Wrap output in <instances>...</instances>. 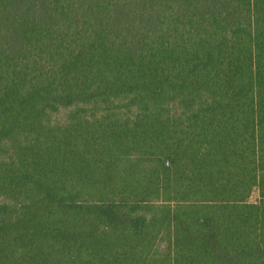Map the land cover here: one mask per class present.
<instances>
[{"label": "trees", "instance_id": "1", "mask_svg": "<svg viewBox=\"0 0 264 264\" xmlns=\"http://www.w3.org/2000/svg\"><path fill=\"white\" fill-rule=\"evenodd\" d=\"M0 264H264V0H0Z\"/></svg>", "mask_w": 264, "mask_h": 264}, {"label": "rangeland", "instance_id": "2", "mask_svg": "<svg viewBox=\"0 0 264 264\" xmlns=\"http://www.w3.org/2000/svg\"><path fill=\"white\" fill-rule=\"evenodd\" d=\"M257 198V193H254L252 200H255Z\"/></svg>", "mask_w": 264, "mask_h": 264}]
</instances>
